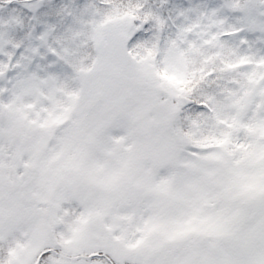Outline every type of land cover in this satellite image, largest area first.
Here are the masks:
<instances>
[{"label": "snow or ice", "instance_id": "snow-or-ice-1", "mask_svg": "<svg viewBox=\"0 0 264 264\" xmlns=\"http://www.w3.org/2000/svg\"><path fill=\"white\" fill-rule=\"evenodd\" d=\"M0 264H264V0H0Z\"/></svg>", "mask_w": 264, "mask_h": 264}]
</instances>
